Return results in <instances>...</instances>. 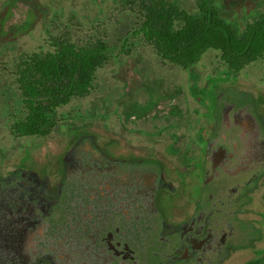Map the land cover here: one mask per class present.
<instances>
[{"label":"flooded vegetation","instance_id":"flooded-vegetation-1","mask_svg":"<svg viewBox=\"0 0 264 264\" xmlns=\"http://www.w3.org/2000/svg\"><path fill=\"white\" fill-rule=\"evenodd\" d=\"M199 80L174 119L155 102L124 112L114 139L75 134L55 178L25 165L0 179V264H230L243 249L263 263L264 111Z\"/></svg>","mask_w":264,"mask_h":264},{"label":"rangeland","instance_id":"rangeland-1","mask_svg":"<svg viewBox=\"0 0 264 264\" xmlns=\"http://www.w3.org/2000/svg\"><path fill=\"white\" fill-rule=\"evenodd\" d=\"M171 1L189 12L198 2ZM6 2L0 0V11ZM33 2L44 8L45 13L35 14L27 6L17 4L12 7L4 23L6 32L11 25L20 26L25 22H30V25L27 30L18 33L12 43L0 46V179L18 166L25 165L31 166L40 176L55 178L61 168L62 157L74 143L75 134L87 135L89 139L92 136L96 142H102L103 138L114 139L121 118L126 115L124 112H139L154 102L161 108L156 107L153 111L163 112L171 119L175 117L170 113L177 109L186 112L192 110L194 102L188 90L189 79L199 78L200 87L208 80L229 81V86L235 83L239 92L252 97L264 111V57L234 75L220 60L219 52L209 50L196 66L184 70L162 60L140 35L134 33L143 19L138 14L137 4H132L131 0ZM257 11L264 12V8L259 7ZM63 36L77 45L102 40L113 47L114 53L120 48V42L127 43L128 47L97 71L95 90L89 96L73 99L57 110V123L47 137H14L9 131L8 116L11 109L19 105L20 96L11 74L13 63L25 55L52 51L50 43ZM200 97L201 102L208 99L204 93ZM158 100L160 103L156 102ZM131 117L132 114L127 117V127H130L131 121H136L142 128L150 126L146 117ZM262 247L264 238L253 248ZM243 250L233 255L230 264H245L255 258L252 250Z\"/></svg>","mask_w":264,"mask_h":264},{"label":"trees","instance_id":"trees-1","mask_svg":"<svg viewBox=\"0 0 264 264\" xmlns=\"http://www.w3.org/2000/svg\"><path fill=\"white\" fill-rule=\"evenodd\" d=\"M14 1L28 4L35 14L45 13L33 0H7L0 11V46L12 43L30 25L4 31ZM131 3L137 4L143 19L134 33L162 60L184 70L196 66L209 50L218 51L234 75L264 57V12L257 11L264 8V0H198L190 12L171 0ZM119 46L114 53L105 41L77 45L63 36L50 43V52L18 58L11 74L20 101L8 116L10 133L17 138L48 136L57 123V110L89 96L95 90L97 71L128 47L122 42Z\"/></svg>","mask_w":264,"mask_h":264}]
</instances>
